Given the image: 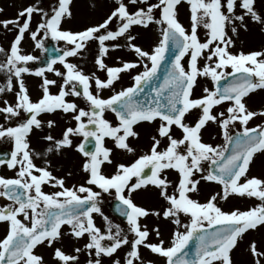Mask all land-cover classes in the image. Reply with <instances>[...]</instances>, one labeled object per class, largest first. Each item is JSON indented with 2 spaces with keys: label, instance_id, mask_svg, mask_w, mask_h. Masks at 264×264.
<instances>
[{
  "label": "snow or ice",
  "instance_id": "1",
  "mask_svg": "<svg viewBox=\"0 0 264 264\" xmlns=\"http://www.w3.org/2000/svg\"><path fill=\"white\" fill-rule=\"evenodd\" d=\"M72 3L55 0L46 9L36 0L21 6L14 17L0 19V28L15 30L8 47L0 45L5 57L0 71L6 74L0 93L15 96L14 102L3 99L0 104V139L11 142L0 166L14 173L0 175V198L7 201L0 205V224L5 225L0 264H48L38 252L44 246L53 249L57 264H80L81 255L85 264H157L142 249L162 258V264H235L239 243L250 231L264 229V178L249 175L257 156H264V121L249 123L264 117V108L252 110L246 102L251 93L264 90V47L234 51L240 31H248L250 22L264 32V0H186L187 28L179 20L182 0H114L100 20L76 30L64 27L73 16ZM34 14L39 20L33 26ZM153 24L159 26V37L146 49L137 43V29ZM26 38L33 51H25ZM48 41L58 46L46 47ZM91 45L96 46V71L85 72L70 58L82 56ZM122 48L135 58L117 56L115 63H107L110 50ZM37 49L47 57L33 54ZM42 60L43 66H31ZM24 74L41 78L35 100ZM122 74L131 83L117 87ZM198 78L212 86L195 96ZM105 90L110 94L103 95ZM217 107L222 110L214 111ZM57 112L70 117L68 126L59 137L45 134L42 139L48 143L37 151L30 136L53 129L55 119L40 117ZM209 123L218 126L222 143L203 139ZM143 125L154 130L148 147L138 151L131 141L140 139ZM74 137L81 139L74 144ZM69 148L83 158L84 174L82 182L70 185L72 171L54 174L49 158ZM116 150L132 159L117 160ZM108 166L111 171L105 170ZM201 182L216 183L221 191L204 201L193 198ZM46 186L56 190L46 191ZM149 187L165 202L160 208L136 202L134 193ZM105 195L116 201L115 212L126 227L103 211ZM232 195L259 203L224 210L220 202ZM152 216L174 226L167 242L159 224L142 222ZM65 235L85 242L73 248L74 254L67 253ZM248 250L254 264H264V244L253 239Z\"/></svg>",
  "mask_w": 264,
  "mask_h": 264
},
{
  "label": "rangeland",
  "instance_id": "2",
  "mask_svg": "<svg viewBox=\"0 0 264 264\" xmlns=\"http://www.w3.org/2000/svg\"><path fill=\"white\" fill-rule=\"evenodd\" d=\"M55 0H39L38 6L49 8ZM36 3V0H0V8L3 9L2 12H0V19H6V18H12L16 15L17 10L21 6H27L28 4H34ZM114 3V0H73V3L71 5V9L73 12V16L70 19H67L64 22V27H70L73 30L80 29L85 25L92 24L97 22L101 19V17L104 16L106 12L112 7ZM179 8V20L183 23V25L187 28L190 26V11L189 6L186 3V0H182V3L178 6ZM39 20V15L34 14L32 19L33 26L36 22ZM11 27V26H10ZM14 32H6L3 28H0V45L4 46L5 48L8 47L10 41L14 37ZM138 33V39L137 43L141 44L144 48L148 49L153 44L156 43L159 37V26L158 25H151L148 29H137ZM150 34H154V37L152 39H148L147 36ZM203 33H201L202 35ZM48 43V42H47ZM123 43V41H121ZM57 45V42H55ZM47 45V44H46ZM23 47L25 51H33L32 48V42L30 39H25ZM261 47H264V32L260 30V25H257L255 23H249V30L248 31H240L239 39L237 40V45L234 51H238L240 49H243L245 51L249 50H257ZM35 55H41L42 53L40 50H35ZM96 55V46L91 45L89 49L83 53L82 56L70 58L73 60V62L78 63L80 66H82L85 70V72H91L96 71L94 66V57ZM117 56H121L124 59H134V55L127 51L126 49H118L115 51L110 50V58L107 60V63L110 65L115 63V58ZM5 59L3 54H0V62H3ZM187 58H185L186 60ZM57 67H61L60 65H56ZM98 75H101L103 77V73L98 72ZM48 77L50 79H59L55 77L52 73H47ZM6 74L3 71H0V80L4 78ZM24 80L26 87L29 89V92L31 94V97L35 100L40 94L41 89L40 85L42 83L41 78L36 77L35 75L31 74H24ZM6 83V81H5ZM4 83V84H5ZM15 83V81H14ZM130 81V76L128 74H122V79L117 85L119 87L121 84L124 86H127ZM0 84H3L0 82ZM208 86L211 87V81L205 78H198V85L194 89V95L199 96L203 95V87ZM57 89L55 87L52 88V92H56ZM103 95L107 96L110 94L109 91L105 90ZM262 97H257L255 94L251 96L248 100V107L252 110H259L261 108H264V101H259V99ZM264 98V97H263ZM3 99H7L9 102H14L15 96L12 92L5 91L4 93H0V104H2ZM68 99H77V102L84 106V102L78 98L69 97ZM222 110L220 107H217L214 109V111ZM196 115V112L194 111L193 116H189L188 119L192 120ZM109 119L114 120V116L112 113L107 114ZM41 119L47 120V119H55L57 121V125L49 130L47 127L44 128V130L41 131H34V133L30 136L31 140V146L36 149L37 151H43L44 147L48 142L44 141L42 137L47 134L49 131L57 137L60 136L62 130L68 126V122L70 120V117L68 115H65L61 112H57L54 114H44L40 117ZM264 121V117H256L252 121H250L249 126H255L258 123H261ZM0 122H3V116L0 115ZM74 123V122H73ZM149 127L154 126H148L143 125L140 129H138L141 133L140 139L138 141L132 140L133 146H136L138 151L144 150L148 147L150 144V136L147 132ZM177 134H179V130H175ZM220 130L217 125L209 123L206 130H203V139L207 142H211L213 144L216 143H222L223 139L222 136L219 134ZM80 137H74V144L78 143ZM107 146L113 147V142L111 140L106 141ZM0 146L2 147H8L11 149V142L10 141H4L0 139ZM56 155H53V158ZM51 159V157H49ZM115 158L117 160H131L132 156L131 154H125L124 152L120 150L115 151ZM82 157L79 153H77L74 148L65 149L64 152L56 156L55 159L52 160L53 164V170L54 174L60 176L64 175L67 171H72L73 176L69 177L67 179L68 184H72L75 182H82V176L84 175L80 171V163L82 161ZM38 164L42 163L41 159H37L36 161ZM106 171H111V166H108ZM14 173L12 170L7 169L5 166H0V175L5 176H12ZM249 175H254L257 177L264 178V156H257L255 159V162L251 165ZM169 179L175 181L176 175L175 173L169 174ZM199 193H193L191 194L193 198L199 199L201 201L206 200L208 196H210L214 192L221 191V186L216 183H209V182H201L199 185ZM46 191H54L56 189H52L49 187H45ZM134 197L137 203L143 204V205H151L157 208H160L162 205L165 204L164 201L158 198L157 193L154 189L149 187L148 190H138L136 193H134ZM114 200L112 197H109L107 195L104 196V203L102 205L103 211L109 215L115 223H121L122 226L126 225L123 223V221L118 220L116 217H114L108 206L107 203ZM7 201H4L2 198H0V205L3 203H6ZM259 203L258 200L255 198H248V197H238L235 195H232L228 198L227 201H221L220 206L224 210H231L233 208H239L241 210L247 209L249 207L254 206L255 204ZM143 223H146L149 225V227H153L156 224L160 225V230L162 233V237L167 242L170 238L171 232L174 230V226L169 221H164L163 219H158L157 217H149L146 220L142 221ZM97 223L102 224L103 221L97 217ZM4 229L5 225L0 224V237L4 235ZM64 231L67 232V228H64ZM152 239L155 240V236H152ZM255 239L258 244H264V229L260 231H250L244 239L239 243V246L236 248V250L233 253V259L235 261V264H254L253 258L248 250V245L251 240ZM85 242L84 239L77 241L76 239L72 238L69 235H65L62 240L63 250H65L67 253H73L74 247H82L83 243ZM60 246V245H57ZM124 251H120L119 255L122 257L124 255ZM38 252L42 253L45 257V259L48 261V264H57L56 261L52 259V252L53 249L49 248L47 246L38 248ZM143 256L146 259H150L153 261H156L157 264H162V258L158 256H154L150 253L147 249H142ZM74 254V253H73ZM80 264H85V256H80Z\"/></svg>",
  "mask_w": 264,
  "mask_h": 264
},
{
  "label": "flooded vegetation",
  "instance_id": "3",
  "mask_svg": "<svg viewBox=\"0 0 264 264\" xmlns=\"http://www.w3.org/2000/svg\"><path fill=\"white\" fill-rule=\"evenodd\" d=\"M254 94L257 96V97H260V96H262V95H264V90H256L255 92H254ZM253 94V95H254ZM248 98V97H247ZM250 98V97H249ZM248 98V99H249ZM246 100V102H247V105H248V102H249V100ZM259 101H261V99H259ZM153 130H154V128L153 127H150L149 129H148V133H149V136H151L152 134H153ZM170 178V177H169Z\"/></svg>",
  "mask_w": 264,
  "mask_h": 264
},
{
  "label": "water",
  "instance_id": "4",
  "mask_svg": "<svg viewBox=\"0 0 264 264\" xmlns=\"http://www.w3.org/2000/svg\"><path fill=\"white\" fill-rule=\"evenodd\" d=\"M47 47H49V48H52V47H56L55 46V44L53 43V42H50L48 45H47ZM47 53L45 54V58L47 57ZM42 65H43V61H42ZM2 156L3 155H0V158H2ZM116 203V202H115ZM115 203H114V205H113V207H112V211L117 215V216H119L116 212H115ZM122 220H124V218H122V217H120Z\"/></svg>",
  "mask_w": 264,
  "mask_h": 264
},
{
  "label": "bare ground",
  "instance_id": "5",
  "mask_svg": "<svg viewBox=\"0 0 264 264\" xmlns=\"http://www.w3.org/2000/svg\"><path fill=\"white\" fill-rule=\"evenodd\" d=\"M147 37H148V39H152V37H154V34H150ZM41 55H43V54H41ZM5 81H6V76L0 80V82L3 83V84L5 83ZM206 128H207V126H206ZM206 128L204 129V131L206 130ZM50 157H51L52 160L56 158V156H54V158H53V155L50 156Z\"/></svg>",
  "mask_w": 264,
  "mask_h": 264
}]
</instances>
